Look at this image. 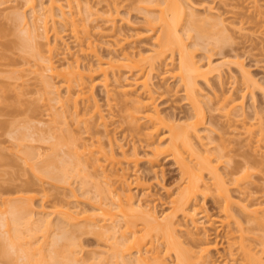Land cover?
<instances>
[{
	"label": "rangeland",
	"instance_id": "rangeland-1",
	"mask_svg": "<svg viewBox=\"0 0 264 264\" xmlns=\"http://www.w3.org/2000/svg\"><path fill=\"white\" fill-rule=\"evenodd\" d=\"M35 1L38 8L41 4L46 5L48 3L47 0ZM22 2L24 1L0 0V264H22L23 257L21 255L24 256V254L21 253H23V250L27 247L30 248V252H33L35 255L33 256V264H55V260L62 264V262L66 261L65 259L66 257L68 258L69 254L76 256L79 260L78 264H110L109 262L112 259L110 255L111 251L108 253L106 252L107 255L105 251L109 248L108 246L112 241H107L106 237H100V240L97 238V235L82 232L76 226L73 228L70 225L62 224L58 216L52 213L56 208H62V205H68L72 210L80 209L92 211L95 209L94 207L96 204H99L97 202V199L99 198H95L97 196L98 187L107 188L105 179L101 177V174H99L101 170L95 171L92 168L90 161L85 163L82 160L83 163H80L79 166L80 171L77 173L74 172L72 163L74 140L78 143L91 144L92 140H95L94 142L96 143V140L98 139L106 150H108L111 140V148L117 153L115 155V159L118 160L119 163L118 161L109 162L103 158L98 162L102 165L106 172L113 170V174L111 176L109 174V182L114 181V179L121 173V169H119V167L124 169V174L129 178V180H132L136 177V175H139L143 185L146 186V189H142L145 188L143 186L142 188L132 189L131 194L133 195V199L135 201L147 199V201H149V205L151 204L150 207L154 208V210L156 209L155 212L157 215L159 213L161 215L162 212H169L172 208L170 199L176 196V193L181 188L184 180L182 181L180 170L176 165L177 163L173 159H168L169 153L162 154L158 158L157 163H154L151 167L148 162V159L151 156L150 146L148 147L145 143L147 140L145 141V138L141 134L143 138L138 141L137 138L139 139V136L141 135L137 136L138 133L135 134L136 136L132 135L133 133L128 132L127 130L128 123L127 120L123 118L124 115H122V113L125 114L124 110L126 109L124 108L126 106L123 105V99H125V97L121 94V92L128 81L132 80L133 77H130L131 73L135 75L137 70H129L128 67L120 66L114 70L113 74L111 73L109 75V89L111 87L110 90L113 92L111 93V97L106 96V90L104 91V87L101 83L102 76L100 73L96 72V74L92 77V80H86L87 85L94 84V103L99 106V110H101V113H103L102 115L106 119L104 120L107 122V124H105L108 133H102L101 131L103 130V127L99 125L97 115H92V112L90 111H86L87 113H85L86 109H84V107L87 103H84L85 105H83V102L79 101V111L74 113V111L71 110L72 101L65 100L66 97L64 95H66V89L64 90L65 87L60 84L62 81L57 76L53 77V75H50V72L48 71L42 72V70L45 69L44 63L40 61L38 52H36L37 50H33L34 47L32 48L30 45H33V43L29 42L31 40L28 39L27 34H24V32L21 31L22 27L19 25L20 22H18V17L16 18L18 14L22 15L25 13L24 15L30 23V13L25 10V5L23 6ZM185 2H189L186 5L192 8L190 10H192V13H195L196 17H215L218 14H222L221 17L226 19L224 22L227 23L225 25H227L229 32H231L230 37H232L229 40L230 42L227 41L228 43L226 44L220 43L213 46L212 43L208 45L204 42L205 40L196 38L193 31L190 32V35L192 36L191 38H188L189 36L184 33V42L187 43L188 50L190 52L192 51L194 59H201V61L205 62L206 56L211 55L213 56L212 61L215 65L222 63V60L224 61L225 59L228 61L236 60L240 63L242 62L244 70H246V72L248 71V74H250L254 78L253 80L257 82L256 86L253 88L249 86L251 89L248 90L249 87L245 89L246 82L242 81L243 78L239 73L238 66L232 62L233 64H226L223 66L224 69L222 68L223 72L221 78H218L215 75L207 79L206 82L202 79L198 81L196 80V87L198 88L197 91L200 92L199 95L201 94L200 96H202L200 97V100L205 101H203L202 104L204 108L205 124L203 127L205 128V132H203V128H201V131L202 133L208 135V139L207 141L204 139V141H210L209 146H211L210 149L213 151H217L216 149L221 146H225L226 148L225 151L227 153L225 152L226 155L223 154L226 157L222 158L221 167L219 168L221 173L225 175L229 174L230 171L233 172L234 170L239 172L243 168L241 163L243 164V162L247 161L249 166H252L251 168L249 167V172H251L250 183H252L248 185L245 184V186L247 185L248 193L251 195L248 200L251 204L253 203L254 206L252 207L257 206L256 208H259L260 210L263 209L261 213H264V147H262V149L260 146L257 150L256 147L252 148V146H255L256 143H250L247 136L242 134V128L240 129V125L243 120H245V123H253L252 119L256 115L255 110L256 112L259 111V113L264 116V90H261L264 89V0H186ZM90 4L93 5L94 9L96 7L98 8L95 10H99L103 5H105V2L101 0H91ZM81 16L83 18L87 17L84 13H82ZM105 17L106 15L99 13L97 17L92 16L86 19L87 31L90 35H92V39L94 37V39H97H93V41L97 43V51L99 54L103 55L104 59H107L106 57H108V48L106 49L107 46L103 42H106L111 34H114L113 38L118 40L127 36L126 38L128 42H122L123 49L126 51L133 50L138 53L140 52L141 54H146L152 48V42L155 35H152V33L149 32V25L146 20L147 16L142 10L134 8L131 9L126 5L125 7L120 5L118 15L116 16L114 22L116 26L115 31L109 27L110 25L105 23ZM231 22L233 23L230 25ZM64 30L62 28L61 31L63 40L70 46L71 53L73 54L76 52V47H74L73 37L70 33L68 24ZM100 34L104 35L103 38H100L101 40L103 39V42L98 39ZM51 37L53 36L51 35ZM22 40L25 41V43H23ZM38 42L40 44V55H47L44 40L38 39ZM194 42H196V46L194 45ZM209 42L213 41L211 40ZM191 43H194L193 46ZM63 46V44L59 45V47L57 46L59 50L56 48L57 52L53 53L54 56L57 53V56H55L56 61L59 60V62H56L57 65H60V62L63 63L62 55L58 54L63 50ZM176 56L174 57L176 58ZM79 58L83 62V65H89V63H92L90 62V57L85 58L80 55ZM177 61V58L174 59L175 64H177ZM164 63L165 62L156 64V68L152 73L151 83L156 90L154 97L158 100H156V103L159 105V109L163 110L168 116L176 118V124H182L185 122L187 115L190 113V105L186 103L182 88L178 85V78L172 76L174 75L171 73L172 66L168 65L165 67ZM58 68L61 69L62 67ZM165 68L169 69V74L164 72ZM174 70L175 69L172 71L174 72ZM42 74L43 77H40ZM44 81L50 82L55 88H48L49 92L47 86L44 85L46 88L43 86ZM48 82L45 84H48ZM230 92L235 97L244 96L242 101L244 117H233V121L232 119H230V121L226 117H223L224 114H221L223 111H220L219 109L218 111V106L216 107L215 104H213L214 101L216 102V96H219L221 93L227 94ZM208 96L212 99L210 103H208V98H206ZM51 99L54 100L55 103L52 102ZM59 99L62 100L58 102ZM238 100H240V98ZM62 102H65V104L63 103L65 106L63 108L61 106ZM90 102V104H92V101ZM121 109H123L124 112ZM225 118L228 121L225 120ZM144 127L145 124L141 123L140 129L142 132L143 130H146ZM86 131L90 134H87ZM165 132V129L159 130L157 135L161 136ZM91 137H93V139H91ZM108 139L110 140L108 141ZM164 139L162 140V146L166 147L168 141ZM251 142H253V140ZM247 145H249V147ZM120 147L127 150V154L130 153L132 147H135L140 161H138L136 168L134 164L132 166L131 163L127 164L124 162L120 152H118L120 151ZM211 150L210 152H213ZM50 158L52 159L50 160ZM53 158L55 160H53ZM112 164H114V166ZM41 167L44 168V170ZM56 169H58V171ZM54 170L56 176L52 172ZM48 171L50 174L51 172L53 173L52 175L55 176L54 179L53 176L51 177L50 174H48ZM231 175H233V173L229 175V178H227L228 175H226L227 177L225 178L229 180ZM57 176H59V178ZM204 177V179L208 181V175L204 174ZM147 186L149 187L147 188ZM230 188L233 197L235 199L239 198V196H237L239 193H236L238 192L237 188H234L236 191L233 190V187ZM147 191H149V193H147ZM142 193L147 195V198L145 195H142ZM73 194L76 196L75 198ZM19 196H24L22 198L29 197L30 200L32 199V201L29 199L28 201H21L22 203L25 202L24 204L26 205V208L28 207L26 210H29L30 213V219H33L31 226L25 222V220L29 218V215L27 216V211L21 214L23 211L21 210V212H19L21 215L18 214V212L16 213V211L13 213L14 215L11 214L14 206L21 205L20 201L16 199ZM105 196L108 197V194ZM140 196L142 198H140ZM240 197L242 198V196ZM200 202L201 204H204L208 214L210 215L209 222L206 221V224L208 225L205 223L203 224V227L205 226V228L209 230L207 239L211 241L210 243L212 244L214 241L217 242L218 249L217 251L211 250L210 257L215 261L214 264H224L227 262L225 258L228 259L229 263L227 264H230L233 261L226 257L228 242L225 240L231 235H229L226 231H229L228 229L233 227L234 224L229 220L230 223L227 224L229 226H219L220 220L224 219L223 221H225L226 219L222 217V215V218L218 215V207L213 203L211 196H208ZM89 203L95 206L93 207ZM24 204L23 206H25ZM30 204H32V206ZM47 211L48 214H50L49 219H52L50 221H52L51 223L53 225L51 224L52 227H49L48 232H44L45 230L43 229H45V227H43V220L47 218V216H45ZM44 212H46V214H44ZM16 214L23 216V219L20 221V226L25 225L26 223L24 228L32 231L25 230L23 232V226H21L22 229L19 226L17 227L18 230L16 232H22V235L21 233L17 234L14 232L12 229L13 226L10 225L13 223L12 221L15 219L14 217H16ZM213 217L216 218L213 219ZM178 219H181L180 214L176 217L177 221ZM40 220L42 223H40ZM199 221L202 220L200 219ZM3 222L4 225L2 226ZM60 223L64 225V227L61 226ZM180 223L183 224L182 221ZM255 223L252 222L251 225H248V227H250L249 232L251 231L250 229L255 228V225L257 224ZM57 224H60L59 227H57ZM32 225L34 226L32 227ZM120 225L121 224H119V226ZM200 226H198L199 229H197V231H195L194 228H191V226H188V229H191V232L194 233L193 237L195 239L201 240L205 238H203L202 234L198 232L201 231ZM258 226L260 227L261 225L257 224V227ZM263 226L260 227L261 230L258 227V230L251 231L250 233L248 232L249 236L252 233H258V236L256 235V239H259L257 237L264 236ZM56 227L59 229L61 228L62 231L58 230ZM184 227V225L181 227L182 229L178 231V234L182 235V237L180 235V241H183L182 246L188 248V243H185V240L188 237L184 235ZM8 228L9 231L7 230ZM35 229L40 230L38 231ZM64 229H67L68 233ZM232 229L235 231V226ZM26 231L27 234H24ZM43 232L46 234H44V237ZM61 232L65 237L67 234V237L65 238ZM141 233L142 232H138L137 234ZM225 233H228L227 236ZM16 234L21 237H18ZM59 234H62L63 238ZM233 235L237 236L238 234L235 233ZM224 236L226 238H224ZM15 237L18 238L16 239ZM54 237H61L58 242V238L55 241L56 243H59L58 245L61 248H58L60 251L57 252V255L56 253L53 254V252H51V254L54 255L52 256L49 254L50 251L56 252V247H58V245H56L55 250L53 249L54 245L51 243ZM72 237L76 240L78 248L73 246ZM64 238L65 241H61ZM67 238H71L72 242ZM232 238L235 237L232 236ZM252 238L253 235L250 238L252 241L248 240L250 244L255 241V236L253 239ZM66 239L68 241H66ZM230 240L231 236L228 241L231 242ZM234 241L231 242V245L234 244ZM70 242L71 244H69ZM10 243L12 245L14 243H18V247L17 245H14V247L12 246L11 248ZM148 243H146V246ZM250 244H248L252 248L250 254L254 253L255 256L260 255L261 258H263V264L264 254H260L259 247V250H256L255 247L257 246ZM191 246L193 245H190L189 248H191ZM37 249L40 250V252L38 251L39 253L37 252ZM160 249H162L161 246H159V250ZM230 250L233 254L239 252L236 244L231 246ZM224 252L226 256L223 263V256H219L220 254H224ZM47 254L48 256H52L53 259L48 258ZM63 255L65 257H63ZM56 256H59V258H56ZM240 256L234 254V257L237 259V262H234L235 264H240L243 261ZM94 257L101 258V261L96 262L93 260ZM58 259L60 260L58 261ZM173 259L174 256L170 253L165 255L164 261L167 264H173ZM51 260H54L55 262H51ZM104 260L105 262H103ZM117 264L120 263L118 262Z\"/></svg>",
	"mask_w": 264,
	"mask_h": 264
},
{
	"label": "bare ground",
	"instance_id": "bare-ground-1",
	"mask_svg": "<svg viewBox=\"0 0 264 264\" xmlns=\"http://www.w3.org/2000/svg\"><path fill=\"white\" fill-rule=\"evenodd\" d=\"M23 1L24 2H22V4L23 6L25 5V10L29 11L30 13V23L27 21L24 15L25 13L22 15L20 14L21 16L18 14L16 18L18 17V22H20V24H18L22 27L21 31L24 32V34H27L28 39L31 40L29 42L33 43V45H30L32 46V48L34 47L33 50H37L36 52H38L40 61L44 63L45 69H43L42 72L48 71L50 72V75H53V77L57 76L62 81V83L60 84L65 87L64 90L66 89V95H64L66 97L65 100L72 101L71 110H73L74 113H77L79 111V101H82L83 105H85L84 103H87L85 106L86 108L83 106L84 109H86L85 113L90 111L92 112V115H97L99 125L103 127V130L101 131L102 133H108L106 129L107 122H105L106 119L102 115L103 113H101V110H99V106L94 103V84L87 85L86 80H92V77L96 74V72L100 73L102 76L101 83L104 87V91L106 90V96L111 97V93L113 92L112 90H110L111 87L109 89V75L111 73L113 74L114 70L119 68L120 66L128 67L129 70H137L135 72V75L131 73L130 77H133L132 80L128 81L121 92V94L125 97V99H123L125 102H123V105L126 106L124 107L126 109L124 110L125 114L122 113V115H124L123 118L127 120V130L128 132L133 133L132 135L138 133L137 136H139L142 134L145 138V141L147 140L146 142L143 140L141 141L145 142L148 147L150 146L151 156L150 158L148 157L149 159H147L151 167L154 163H157L158 158L162 154L169 153L168 159H173L177 163L176 165L180 170L182 181L184 180L182 182L183 184L181 183L182 186L177 191L176 196L170 199L172 208L169 210V212H162L161 215L160 213L157 215V213L155 212L156 209L154 210V208L150 207L151 204L149 205V201H147V199H140L137 201L133 199V195L131 194L132 189L142 188V186L145 187L142 189H146V186L143 185V182L141 181L139 175H136V177H134L132 180H129V178L124 174V169L119 167V169H121V173L114 179V181L109 182V177L113 174V170L106 172L102 165H100L98 162L102 158L104 160H108L109 162L118 161L115 159V155L117 153L114 151V149L111 148L110 139H108V141L110 140L108 150L104 148L103 144L98 139L96 140V143L94 142L95 140H92L91 144L80 142L78 143L76 140H74L72 155L74 172L77 173L80 171V163H87V161H90L92 164V168L95 171L101 170L99 174H101V177L105 179L107 188L98 187L97 196L95 198H99L97 199V202L99 204H96V206L94 205V207L93 205H91V203H89L95 208L92 211L80 209L72 210L68 205H62V208L60 209L56 208L52 213L58 216L60 222H62V224L70 225L73 228L74 226H76L82 232L97 235L98 237H96L99 239L100 237H106L107 241H112L108 246V251H105V253L111 251L110 255L112 259L109 262L110 264H117L118 262L120 264H167L164 261L165 255L170 253L174 256L173 264H214L215 261L210 257V251H217V242L214 241V243L212 244L210 243L211 241L207 239L209 230H207L205 226L203 227V224H206V221L209 222L210 215L208 214L204 204H201L200 202L201 200L206 199L208 196H211L213 199V203L218 207V215L220 217L222 215V217L226 219L225 221H223L224 219L220 220L219 226L224 227V225L230 223L229 220L232 221L235 226L236 232L232 229L234 228V226L230 227L228 229L229 231L226 232H228L229 235L231 234L230 241L233 242L235 240L233 245L236 244L237 249L240 252L234 254L239 256L242 254V257L240 256V258L243 261L240 264H262L263 258H261L260 255V257L255 256L254 253H251L254 254L251 255L250 251L252 248L248 245L250 244L249 241L251 240L250 238L252 237V235L253 238L255 236V241H253V243L251 242L252 244L250 245L254 244L255 246H257L255 247L256 250H259V247L260 254H264V236L257 237L259 239H256V235L258 236V233H252L250 234L251 237L249 236V233L251 231L258 230L264 224V213H261L263 209L260 210L259 208H256L257 206L252 207L254 206L253 203L251 204V202H249L248 200L251 195L247 191V185L252 183H250L251 172H249V167L251 168L252 166H249L248 162L245 161L243 162V164L241 163V166L243 167L241 171L237 170L239 172H236V170H234L233 172L230 171L229 174L225 175L221 173L219 168L221 167L220 165L222 163V158L226 157V148L225 146H221L217 149L214 148L217 151H213L210 149L211 146H209L210 141H204V139L206 141L208 139V135L202 133L201 131V128H203L202 130L205 129L203 127L205 123L204 108L202 106L204 100H200V97L202 96H200L201 94L199 95L200 92L197 91L198 88L196 87V82L200 79L206 82L207 79L215 75L216 77L221 78L223 72L222 70L224 69L223 66L233 63L238 66L239 73L243 78H241L242 81L246 82L245 89H247V87L249 86L253 88L254 86H256L257 82L253 80L254 78L250 74H248V71L246 72V70H244L242 62L240 63L236 60L228 61L225 59L224 61L222 60V63H218L217 65H215L213 64V56L211 55L206 56L205 62L201 61V59H194L192 51L190 52L188 50L187 43H185L183 39L184 33L189 36L188 38H191L192 36L190 35V32L193 31L196 38L205 40L204 42L208 45H210V43H212L213 46L220 43H228L227 41L232 38L230 37L231 32H229L227 25H225L227 24L224 22L226 19L224 17H221L222 14H218L215 17H196L195 13H192V10H190L192 8L186 5L187 3H189L185 2L186 0H101L105 2V5H103L99 10H95L97 8L96 5V8H93V5L90 4L91 0H47L48 3L46 5L41 4L39 8L37 7V3L35 0ZM120 5L124 7L126 5L131 9L134 8L142 10L145 13V15L147 16L146 20L149 25L148 30L150 33H152V35H155L152 42V48L146 54H141L140 52L138 53L133 50L126 51L123 49L122 42H128L126 38L127 36L122 37L118 40L113 38L114 34H111V38L109 37L106 42H103V39L101 40L100 38H103L104 35L100 34L98 36V39L105 43V45L107 46L106 49L108 48V57H106L107 59H104L103 55L99 54V52L97 51V43L93 41L95 37L93 36L94 38L92 39V35H90L87 31L86 19L92 16L97 17L99 13L106 15L105 23L107 25H110L109 27H111V29L115 31L116 26L114 22L116 16L118 15ZM82 13H84L87 17L83 18L81 16ZM232 23L233 22H231L230 25ZM67 24L69 25L70 33L73 37V44L75 45L74 47H76L75 53L77 54H72L70 46L67 45L63 40L61 31L62 28L63 30L65 29ZM51 35L53 37H51ZM38 39L44 40L47 55H40V44L38 42ZM211 40L213 42H209ZM23 43H25V41H23ZM194 43H191L192 46L193 44L196 46V42ZM61 44L64 45L63 50L58 54L62 55L63 63L60 62V65H57L56 62H59V60L56 61L55 59L57 53L55 54V56L53 55V53L57 52L56 48H58ZM80 55L84 56L85 58L90 57V62L92 63H89V65H83V62L79 58ZM174 56H176V58L178 59L177 64L174 63V59H176ZM163 62H165V67L171 65L172 70L175 69V73L171 70V73L174 74L172 76L178 78V85H180L182 88L186 103L190 105V113L187 115L185 122L182 124H176V118H174L173 116H168L164 113L163 110L159 109V105L156 103L158 100L156 99V97H154L156 90L151 83L152 73L156 68V64H160ZM58 67L62 68L60 69ZM168 70V68H165L164 72L170 73V71ZM40 77H43V74ZM47 82L48 81H44V83L42 82L43 86H47V89L50 87L55 88L50 82H48V84H50L51 86L45 84ZM45 86L44 88H46ZM249 89L251 88L249 87L248 90ZM261 90L263 91L264 89ZM238 97L240 98V100H238ZM238 97H235L233 94H231V92L227 94L221 93L219 96H216V102L214 101L213 104H215L216 107L218 106L217 110L219 109L220 111H223L222 113L220 112L222 115L224 114L223 117H226L228 120L232 119L233 121V117H244L242 110V101L244 96ZM206 98H208L207 101L208 103H210V101L212 100L211 97L208 96ZM61 100L62 99H59L58 102H60ZM90 101H92V104H90ZM52 102H54V100H52ZM63 103L65 104V102H62V108L65 107ZM121 110L123 111V109ZM255 114V117H252L253 123L249 124L247 122V124L244 122L245 120H243V123L241 122L240 129L242 128V134L247 136V139L250 141V143H256L255 146H252V148L256 147L257 150V148L259 149L260 146L261 148L264 147V116L259 113V111L256 112V110ZM226 118L225 120H227ZM141 123L145 124L144 128L146 130H143V132L140 129ZM162 129H165L166 132L163 135L158 136L157 133ZM203 132H205V130ZM87 134L90 133L87 132ZM142 135L139 136V139L136 137L138 141L143 138ZM91 139H93V137H91ZM163 139L168 141L166 147L162 146ZM251 139L253 140V142H251ZM247 146L249 147V145ZM210 150L213 152H210ZM136 151L137 150L135 149V147H132L130 153L127 154V150H124L122 147H120V151L118 152H120V155L122 156L125 163H131L132 166L134 164L136 168L139 161V156ZM51 159L52 158H50V160ZM53 160L55 159L53 158ZM114 164L112 165L114 166ZM42 169L44 170V168ZM56 170L58 171V169ZM52 172L54 173L55 170ZM52 172L50 174L48 171V174H50L51 177L53 176ZM231 173H233V175H231L230 179L228 180L227 178H229V175ZM204 174L208 175V181L204 179ZM54 175L56 176V173H54ZM226 175H228V177ZM55 176H53V179ZM57 177L59 178V176ZM245 184L247 185L245 186ZM148 187L149 186H147V188ZM230 187H233V190H235L234 188H237L238 192L236 193L240 194L237 195L240 199L237 198V200L233 197L230 191ZM147 193H149V191H147ZM107 194L108 197L105 196ZM142 195L145 194L142 193ZM73 196L74 198L76 197L74 194ZM146 196L147 195H145V197ZM240 196H242V198ZM22 197L24 196H19L16 198L18 199V201H20L21 205L14 206V209L12 207L13 211H11L12 213L10 212L11 214H13L15 211L16 213L18 212V214H20L19 212H21V210H23L21 214L27 211L26 209H28V207L26 208V205L24 204L25 202L22 203L21 201H28L29 197ZM140 198L142 197L140 196ZM30 201H32V199ZM23 204L25 206H23ZM30 205L32 206V204ZM27 212L28 216L30 214L29 210ZM178 213L180 214L181 219H178L177 221L176 217H178ZM18 214H16V217H14L15 219L12 221L13 223H11L10 225L13 226V228H11L14 230V232L18 230L17 227L20 226V221L21 219H23V216H19ZM44 214H46V212H44ZM45 216H47L46 219L43 218V227H45V229H43L41 226L40 227L45 230L44 232H48L49 227H52V221H50L52 219H49L50 214H48V211ZM28 217V219L24 220L28 225L30 224L31 226V223H33V219H30V215ZM215 218L216 217H213V219ZM200 219L202 221H199ZM179 220H181L183 224H181V221ZM252 222H256L261 226H258V228L257 224L255 223V228L251 227L253 230L250 229L251 231L249 232L250 227H248V225H251ZM40 223H42L41 220ZM62 224L61 226L64 227V225ZM119 224L121 225L119 226ZM3 225L4 222L2 223V226ZM25 225L21 226H23L24 228ZM59 225L57 227H59ZM183 225L186 227H184V235L188 237L185 240V243H188V248L182 246L183 241H180L181 234H178V231L182 229L181 227H183ZM33 226L34 225H32V227ZM188 226L194 228L195 231H197V229H199L198 226H200L201 231L198 232L202 234L203 238L205 239H195L193 237L194 233L191 232V229H188ZM57 229L62 231L61 228ZM7 230L9 231V228ZM25 230H27V228H24L23 232ZM64 230L67 231V229ZM232 230L238 235L234 236L233 234L235 233H233ZM27 231L32 230L29 229ZM27 231L24 234H27ZM44 232L43 237L46 235ZM138 232L142 233L137 234ZM18 233H21L22 235V232ZM62 234L59 235L63 238L65 232L63 236ZM230 236L225 240L228 242L226 250L227 256L224 252V254H220L219 257L223 256L222 258L224 263V258L226 256L233 261L230 264H233L234 262H237V259L234 257L233 252L230 250V247L233 246L231 245V242L228 241L230 239ZM232 236L236 239L232 238ZM18 237L15 238L17 239ZM61 237L59 238L61 239ZM57 238L58 237H54L51 243L54 245V250L55 246L59 244L55 242ZM59 238L57 239V242ZM65 238L61 241H65ZM224 238L226 237L224 236ZM67 239L66 241H68ZM69 240L71 241V238ZM246 241L249 243H247ZM71 242L69 244H71ZM146 243H148L147 246ZM17 244L18 243H14L12 245L10 243V246L12 248V246L14 247V245ZM76 244V240H74L73 238V246L77 247ZM190 245L193 246L189 248ZM159 246H161L162 249L159 250ZM58 248L61 247L58 245V247H56V252L50 251L49 253L48 251V253L52 256H54L53 254L55 253L57 255V252L60 251L58 250ZM27 249L29 250L30 248L27 247L25 250H23V253H21L24 254V256L21 255L23 257L22 264H30L31 262V264H33V256L35 255L33 254V252L31 253L30 250L28 251ZM39 249H37V252H40ZM28 252L29 254H31L29 255ZM51 252H53V254H51ZM49 256L47 254L48 258L53 259L52 256ZM57 257L59 258V256H56V258ZM63 257L65 256L63 255ZM225 259L227 260V262H225L224 264L229 263L228 259ZM54 260H51V262ZM59 260L60 259H58V261ZM65 260L66 261L62 262V264L79 263V260L76 258V256L72 254H69L68 258L66 257ZM93 260H95L96 262H100L101 258L94 257ZM55 261V264H61L60 262H57V260ZM103 262H105V260Z\"/></svg>",
	"mask_w": 264,
	"mask_h": 264
}]
</instances>
